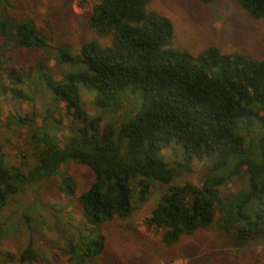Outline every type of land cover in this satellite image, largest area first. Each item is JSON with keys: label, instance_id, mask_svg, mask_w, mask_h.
I'll list each match as a JSON object with an SVG mask.
<instances>
[{"label": "trees", "instance_id": "obj_1", "mask_svg": "<svg viewBox=\"0 0 264 264\" xmlns=\"http://www.w3.org/2000/svg\"><path fill=\"white\" fill-rule=\"evenodd\" d=\"M229 1L264 43V0ZM151 2L99 0L88 17L93 39L73 52L56 19L59 7L51 6L43 18L44 1L0 0V115L3 105L35 103L49 93L54 107L62 103L72 122L82 121L62 145L51 132L60 124L52 115L50 125L44 120L39 128L34 110L9 116L27 128L37 162L29 166L31 154L25 152L19 166L8 163L0 143V212L26 186L63 175L59 190L76 199L81 218L69 216L60 230L59 264H119L109 255L112 229L133 230L135 205L148 201L153 183L168 186L194 163L206 162L200 185L165 190L149 224L163 230L161 241L172 250L217 223L232 248H246L250 264H264L255 250L248 252L264 243V52L225 53L210 46L195 55L177 48L173 22L149 10ZM53 52L69 66L59 79L50 70ZM84 90L96 108L118 112L119 122L101 128V118L83 108ZM129 97L138 107L124 117ZM255 130L260 133L246 137ZM172 144L182 150L175 166L165 159ZM69 162L94 174L81 193L62 170ZM236 181L242 188L226 195L224 189ZM23 221L28 240L17 254L1 251L0 226V264H50L36 248L31 218L25 215Z\"/></svg>", "mask_w": 264, "mask_h": 264}, {"label": "rangeland", "instance_id": "obj_2", "mask_svg": "<svg viewBox=\"0 0 264 264\" xmlns=\"http://www.w3.org/2000/svg\"><path fill=\"white\" fill-rule=\"evenodd\" d=\"M41 1H44L40 6V15L43 18L51 6L59 7L60 15L56 19L63 26L62 32L67 31L66 35L71 39L73 52L78 51L82 42L93 39L88 17L99 0H39ZM148 9L166 16L173 22L174 46L186 49L192 54L196 55L210 46L219 47L225 53L243 50L261 55L264 52V43L258 36L256 26L229 0H220L210 5L202 4L200 0H152ZM68 69L69 66L55 59L53 52L50 59L52 75L59 79ZM82 103L90 117L101 118V128L111 122L118 123L121 118L118 112L104 113L96 108L93 96L86 90L82 92ZM59 106L54 107L49 93L40 94L35 103L11 102L3 105L0 115V143L3 145L8 163L19 166L25 152L31 154L30 158H27L29 166L37 162L35 158L37 151L28 136L27 128L12 123L9 116L23 115L34 110L35 128H39L44 120L50 125V118L55 117L60 122L57 126L59 129L55 128L51 132L63 145L70 129L81 126L82 121L72 122L64 105L59 103ZM137 107L136 98L129 97L124 105V117L129 116V109ZM258 133L260 131L255 130L246 137L253 138ZM181 152L180 147L172 144L165 150V159L171 166H175ZM206 166V162L194 163L190 173H182L170 185L182 186L185 183L200 185L206 173ZM62 170L65 172L64 175L77 183L78 193L87 189L94 180L92 170L86 165L69 162ZM62 176L26 186L9 200L7 206L0 212V226L3 228L2 252L10 251L17 254L24 249L28 240L27 227L23 221V216L26 215L31 218L36 228L35 244L43 260L50 264H59L63 261L57 254V248L62 245L60 230L69 216L80 219L81 214L76 199L67 198L60 192ZM170 185L153 183L148 201L142 205H135L136 210L129 220L133 226L131 232L122 234L112 229L109 246L111 258L119 264H250L248 256L244 255L246 248L239 251L232 248L228 235L217 223L211 229L183 240L172 250L165 247L161 241L163 230L150 225L149 218L161 195ZM241 188V182L236 181L230 183L224 189V193L230 195ZM248 248H250L248 252L255 250L256 258L264 263L263 242ZM35 264L45 263L42 261Z\"/></svg>", "mask_w": 264, "mask_h": 264}]
</instances>
